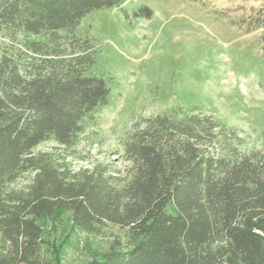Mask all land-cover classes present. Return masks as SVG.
<instances>
[{
	"label": "trees",
	"instance_id": "obj_1",
	"mask_svg": "<svg viewBox=\"0 0 264 264\" xmlns=\"http://www.w3.org/2000/svg\"><path fill=\"white\" fill-rule=\"evenodd\" d=\"M125 1L0 0V264H49L39 222L66 214L78 232L132 240L89 264H264V130L247 150L241 130L175 107L136 123L121 159L73 167L110 94L75 30Z\"/></svg>",
	"mask_w": 264,
	"mask_h": 264
},
{
	"label": "rangeland",
	"instance_id": "obj_2",
	"mask_svg": "<svg viewBox=\"0 0 264 264\" xmlns=\"http://www.w3.org/2000/svg\"><path fill=\"white\" fill-rule=\"evenodd\" d=\"M75 35L92 41L97 62L89 75L103 78L110 94L85 124L74 168L121 159L136 123L175 107L241 130L247 150L262 147L264 0H126L88 13ZM39 225L49 264H89L113 243L132 242L112 225L98 236L73 230L69 214L59 225Z\"/></svg>",
	"mask_w": 264,
	"mask_h": 264
}]
</instances>
